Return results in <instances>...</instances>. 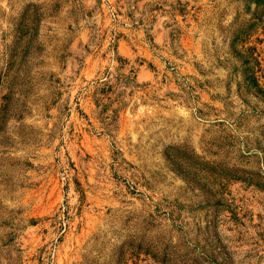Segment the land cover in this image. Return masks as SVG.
Masks as SVG:
<instances>
[{"label":"rangeland","instance_id":"rangeland-1","mask_svg":"<svg viewBox=\"0 0 264 264\" xmlns=\"http://www.w3.org/2000/svg\"><path fill=\"white\" fill-rule=\"evenodd\" d=\"M0 264H264V0H0Z\"/></svg>","mask_w":264,"mask_h":264}]
</instances>
